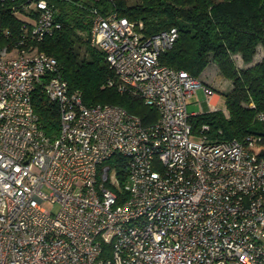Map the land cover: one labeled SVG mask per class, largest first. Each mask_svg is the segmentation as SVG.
I'll use <instances>...</instances> for the list:
<instances>
[{
  "label": "built area",
  "instance_id": "1",
  "mask_svg": "<svg viewBox=\"0 0 264 264\" xmlns=\"http://www.w3.org/2000/svg\"><path fill=\"white\" fill-rule=\"evenodd\" d=\"M29 6L38 16L0 47V264H264V155L248 137L193 133L188 100L214 90L160 62L177 28L145 35L92 11L90 44L116 77L108 85L157 110L144 123L70 89L36 47L61 23L46 0ZM36 86L58 105L53 137L38 125ZM114 154L123 179L105 163Z\"/></svg>",
  "mask_w": 264,
  "mask_h": 264
},
{
  "label": "trees",
  "instance_id": "2",
  "mask_svg": "<svg viewBox=\"0 0 264 264\" xmlns=\"http://www.w3.org/2000/svg\"><path fill=\"white\" fill-rule=\"evenodd\" d=\"M33 0H0V47L18 41L23 26L38 10ZM61 24L52 34L36 42L38 50L54 57L70 89L79 90L86 105L112 103L123 106L144 123L154 121L157 110L145 105L138 95L120 92L109 80H116L103 52L90 44L92 11L104 16L115 13L136 25L145 35L176 27L173 46L161 54L162 64L187 71L197 78L213 61L221 75L231 81V89L221 93L224 109L194 113L189 121L194 134L203 130L212 141L254 139L258 154L264 155V0H46ZM140 25V27H139ZM259 47L262 52L259 53ZM259 53V54H258ZM239 67L235 56L250 63ZM32 104L38 125L45 134L55 136L59 129L58 105L36 86ZM123 173L124 158L114 154L105 162ZM120 199V197H119ZM120 201V200H119Z\"/></svg>",
  "mask_w": 264,
  "mask_h": 264
},
{
  "label": "crops",
  "instance_id": "3",
  "mask_svg": "<svg viewBox=\"0 0 264 264\" xmlns=\"http://www.w3.org/2000/svg\"><path fill=\"white\" fill-rule=\"evenodd\" d=\"M258 52L259 53L262 52V48L261 47H259ZM258 54L254 56L253 60L250 63H244L241 60L240 56L237 55V56H235V62L237 64V66H239V67H247V66H250V65H252V64H254L255 62L258 61V59L260 57ZM197 79L202 84L213 88V90L215 92L211 96L206 97L207 99H209V104L211 106H215V108H207L204 111L217 109V106L220 103H222L223 106H224L223 99H222V97H221L220 94L229 91L231 89V86L232 85H231V81L229 79H227L223 75H221V73L218 70L217 65L213 61H211L202 70V72L199 74V76L197 77Z\"/></svg>",
  "mask_w": 264,
  "mask_h": 264
},
{
  "label": "rangeland",
  "instance_id": "4",
  "mask_svg": "<svg viewBox=\"0 0 264 264\" xmlns=\"http://www.w3.org/2000/svg\"><path fill=\"white\" fill-rule=\"evenodd\" d=\"M129 1H134V0H129ZM17 15L23 19L27 18L26 16L20 13H17ZM187 108L190 112L197 113V112H202L207 108H215V106H211L209 104V99L206 98L202 88L199 87L195 90L194 94L189 98ZM217 108L224 109V106L222 103H220L218 104ZM45 205L48 208H51L52 210L57 209V204L50 205L46 203Z\"/></svg>",
  "mask_w": 264,
  "mask_h": 264
}]
</instances>
